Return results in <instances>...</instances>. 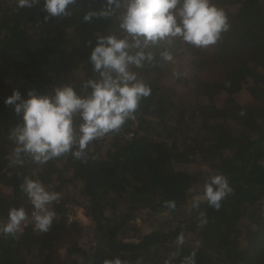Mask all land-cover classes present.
Instances as JSON below:
<instances>
[{
	"label": "trees",
	"instance_id": "obj_1",
	"mask_svg": "<svg viewBox=\"0 0 264 264\" xmlns=\"http://www.w3.org/2000/svg\"><path fill=\"white\" fill-rule=\"evenodd\" d=\"M43 3L19 8L17 0H0V184L7 187L0 191V214L8 219L14 207L30 213L33 205L20 188L26 177L60 193V200L52 205L56 215L48 232L30 227L15 237L1 235L0 264H104L117 258L122 264H186L193 252L196 264H264V0H212L230 29L205 48L180 37L144 46L140 38L141 47L128 51L153 59L129 70L151 94L141 99L135 120L92 141L85 159L67 154L37 164L21 153L23 163L11 166L17 145L9 134L22 123L5 104L13 90L26 98L29 89L53 94L70 85L87 95L91 89L83 84L99 79L89 60L97 38L134 43L120 28L123 6L86 23L83 15L107 7L106 0H77L71 16L47 21ZM164 52L173 60L165 61ZM183 57L193 71L184 91L169 84ZM80 123L76 117L75 126ZM215 174L228 177L233 193L218 211L206 201L192 207ZM78 202L88 224L68 220V206ZM200 213L207 221L202 227ZM149 220L156 225L145 232L141 224ZM122 229L134 233L121 235ZM181 233L183 245L177 243Z\"/></svg>",
	"mask_w": 264,
	"mask_h": 264
},
{
	"label": "clouds",
	"instance_id": "obj_2",
	"mask_svg": "<svg viewBox=\"0 0 264 264\" xmlns=\"http://www.w3.org/2000/svg\"><path fill=\"white\" fill-rule=\"evenodd\" d=\"M38 3L39 0H17L19 8H31ZM76 3L77 0H44L45 21L52 17L71 16V6ZM106 4L107 7L99 11L86 12L83 21L91 22L93 17L108 18L113 15L114 8L123 6L120 28L134 43L114 35L97 38L89 60L99 79H89L83 84V89H91L87 95L78 94L70 85L56 87L53 94H39L35 89H29L26 98L19 90H13L5 104L14 108L15 114L22 117V123L12 128L9 134V139L17 145L10 160L11 166L23 163L19 159L21 153L37 164L67 154L78 160L85 159L86 149L92 141L119 133L129 119L135 120L141 99L151 94V88L129 70V65L141 68L143 61L153 59L151 53L146 55L138 51L133 55L128 51L141 47L140 38H143L144 46L167 37H180L190 45L205 48L216 44L221 34L230 29L225 11L212 0H106ZM161 55L165 61L173 60L169 52ZM76 117L82 121L78 127L74 124ZM20 188L33 205L31 221L34 230L48 232L56 215L49 206L59 202L60 193L50 192L40 181L27 177ZM233 191L227 176L212 175L205 181L202 196L193 200L192 207L199 208L201 201H206L218 211L222 201ZM165 203L175 207V201ZM198 220L201 227L207 222L203 213ZM28 223L29 215L23 207L11 208L7 223L0 226V234L15 237ZM184 242L181 233L177 243L183 245ZM185 259L186 264H196L194 252ZM104 264L122 262L117 258L106 260Z\"/></svg>",
	"mask_w": 264,
	"mask_h": 264
},
{
	"label": "rangeland",
	"instance_id": "obj_3",
	"mask_svg": "<svg viewBox=\"0 0 264 264\" xmlns=\"http://www.w3.org/2000/svg\"><path fill=\"white\" fill-rule=\"evenodd\" d=\"M181 59L183 60L182 62L180 60H178L176 62V63H178L177 64L176 73H175V76H173V74H172L171 77L169 78V84H171L173 86H177L178 89L184 91L186 87H185V84H183V83L186 82L187 79H190L191 78V75H192V72L193 71L191 70V68H190L191 66L188 63V57H183ZM212 73L214 75H217L218 74V70L217 69H213L212 70ZM191 166H193V168L198 167V166L201 167L199 164H192ZM0 191H7V187H5V186H3V185L0 184ZM70 205H72V204H70ZM75 207H77V209L80 210L81 211V214H82L79 217V221L82 224H88L89 223V221H88V215L86 213V210L84 209L85 207L83 206V204L78 202V204H75ZM110 217H111V220L112 219H115L113 216H110ZM141 225H142V229L145 232H148V231H150L156 225V221H151V220L146 221V222L144 221ZM112 226H115V223L114 222L113 223L111 222V225L109 227H112ZM125 230L124 229L120 230V234L121 235L122 234L123 235L124 234L132 235L134 233V232H132L130 230L128 231V233H126ZM67 264H83V262L82 261H79V259H74V260L68 262Z\"/></svg>",
	"mask_w": 264,
	"mask_h": 264
},
{
	"label": "built area",
	"instance_id": "obj_4",
	"mask_svg": "<svg viewBox=\"0 0 264 264\" xmlns=\"http://www.w3.org/2000/svg\"><path fill=\"white\" fill-rule=\"evenodd\" d=\"M53 205V204H52ZM52 205H50L49 207L52 208ZM34 211V208L32 207V209L30 210L29 215V223L27 224V226H22V230H24V228H32L34 230V224L31 221V213ZM81 211L77 209V207L74 206H68V220L69 222H74V221H79V217L81 216ZM8 219L2 217V215L0 214V226H2L3 224L7 223ZM35 231V230H34ZM2 234H0L1 237Z\"/></svg>",
	"mask_w": 264,
	"mask_h": 264
}]
</instances>
